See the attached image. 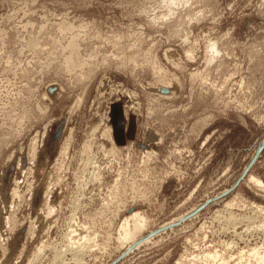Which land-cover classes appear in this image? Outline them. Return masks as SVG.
<instances>
[{"label":"rangeland","instance_id":"obj_1","mask_svg":"<svg viewBox=\"0 0 264 264\" xmlns=\"http://www.w3.org/2000/svg\"><path fill=\"white\" fill-rule=\"evenodd\" d=\"M252 176L264 0H0V264H263Z\"/></svg>","mask_w":264,"mask_h":264},{"label":"bare ground","instance_id":"obj_2","mask_svg":"<svg viewBox=\"0 0 264 264\" xmlns=\"http://www.w3.org/2000/svg\"><path fill=\"white\" fill-rule=\"evenodd\" d=\"M71 43V42H70ZM71 46H72V51L71 52H74L75 50H76V43L72 40V43L70 44ZM72 59H74L75 60V57H74V55H69L68 56V59H67V61L68 62H70ZM75 62L76 61H74V65H75ZM168 91H169V89H168ZM168 91H163V92H168ZM252 181L254 182V183H256L257 185H259V187L261 188H264V183L260 180V179H258V178H256V177H254V176H252ZM140 219V216L138 215V214H136L135 216H134V219L133 220H136L137 222H136V226L135 227H141V225L139 224L140 222H138V221H140L139 220ZM128 220V219H127ZM127 222V221H126ZM128 223V222H127ZM125 228H126V226H125ZM258 251H256L255 253H257ZM59 254V253H58ZM214 254V253H213ZM212 253L211 254H207V256H209V259L211 260V258H213L214 257V255L215 256H217V254L215 253L214 255H213ZM206 256V257H207ZM204 257V256H203ZM205 257V258H206ZM219 257H221L220 255H219ZM218 256H217V258H219ZM213 259H215V258H213ZM261 259H262V262H263V264H264V256L263 257H261ZM220 260H222V259H220ZM224 262V261H223ZM223 262L222 263H220V264H223ZM225 263V262H224Z\"/></svg>","mask_w":264,"mask_h":264},{"label":"water","instance_id":"obj_3","mask_svg":"<svg viewBox=\"0 0 264 264\" xmlns=\"http://www.w3.org/2000/svg\"><path fill=\"white\" fill-rule=\"evenodd\" d=\"M161 90L162 91H168V87L162 86ZM253 160H254V158L249 162L248 166L245 168L244 172L241 174L240 177H243L246 174V172H247L248 168L250 167V165L252 164Z\"/></svg>","mask_w":264,"mask_h":264}]
</instances>
